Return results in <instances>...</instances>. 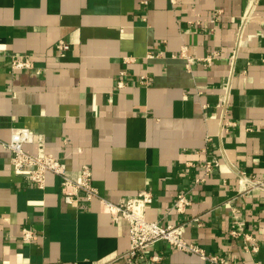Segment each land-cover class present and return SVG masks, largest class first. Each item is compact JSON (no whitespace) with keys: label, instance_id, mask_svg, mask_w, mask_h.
I'll return each instance as SVG.
<instances>
[{"label":"crops","instance_id":"1","mask_svg":"<svg viewBox=\"0 0 264 264\" xmlns=\"http://www.w3.org/2000/svg\"><path fill=\"white\" fill-rule=\"evenodd\" d=\"M249 1L0 0V139L11 127L43 135L71 175L91 167L102 197L148 190V220L187 221L185 237L206 252L264 264V191L239 195L230 166L264 179V0L236 43ZM58 39L70 43L63 57ZM22 53L32 66L13 69L10 56ZM224 121L234 123L226 132ZM24 149L35 153L37 141ZM212 156L219 166L194 185ZM189 189L187 210H170ZM236 221L252 238L247 248L230 233ZM23 227L37 238L22 241ZM128 246L125 218L113 221L96 198L64 203L52 173L34 186L13 173L0 144V264H120ZM146 254L160 256L150 264H210L164 241Z\"/></svg>","mask_w":264,"mask_h":264},{"label":"built area","instance_id":"2","mask_svg":"<svg viewBox=\"0 0 264 264\" xmlns=\"http://www.w3.org/2000/svg\"><path fill=\"white\" fill-rule=\"evenodd\" d=\"M256 0H250L248 8L244 11L237 31V44L241 40L243 28L248 21L250 14L255 7ZM221 13V9H216L213 16L214 19ZM213 19V20H214ZM57 57H63L70 49V43L64 39H58L54 45ZM147 58H154L155 55L148 52ZM128 61V57H124ZM206 60H209L207 57ZM11 67L13 69H27L32 66L33 55L29 53L13 54L10 56ZM148 77L146 74L140 75L139 82L146 84ZM119 86L122 81H118ZM234 124L230 121H224L221 129L226 132L229 126ZM37 141V149L35 153H29L24 149V144ZM2 147L9 151V163L13 173L22 176L25 180L38 188H44L47 173H52L60 179L61 197L64 203L77 206L82 201H91L98 199L100 203V211L110 215L113 221L119 217H123L128 222L129 246L116 257L121 260L120 264H133L139 260L145 263H154L160 260V256L156 254H146V248L157 241H164L176 250L186 251L197 254L201 259L208 261L210 264H232L224 257L217 254L208 253L197 243L187 240L185 237V228L187 221L177 223H166L159 220H148L145 217V210L152 202V194L148 190L139 192L136 196L120 199L118 201H110L99 194L97 187L93 184V176L91 167L88 164H82L78 174L71 175L66 168L64 159L56 157L45 149L43 135L37 138L26 127H11L8 140L0 139ZM220 164L217 156L206 158L200 165L202 173L194 178V185L206 181L207 177ZM231 169L235 173L237 180L240 182L239 195H243L254 190L264 191V179L248 175L236 165L230 164ZM188 190L179 191L170 207V210L176 213H184L191 205V198ZM191 221L200 224L199 217L190 218ZM231 235L235 237L241 236L244 240V246L247 248L245 241L252 239L250 235L244 232L241 224L236 221L230 229ZM20 238L27 243L37 238V234L31 228L23 227L21 229ZM256 249L255 246L252 247Z\"/></svg>","mask_w":264,"mask_h":264}]
</instances>
